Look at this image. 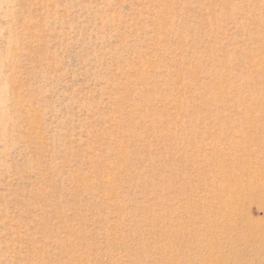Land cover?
<instances>
[{
	"label": "rangeland",
	"instance_id": "obj_1",
	"mask_svg": "<svg viewBox=\"0 0 264 264\" xmlns=\"http://www.w3.org/2000/svg\"><path fill=\"white\" fill-rule=\"evenodd\" d=\"M0 264H264V0H0Z\"/></svg>",
	"mask_w": 264,
	"mask_h": 264
}]
</instances>
